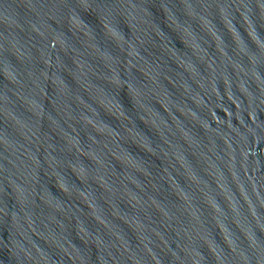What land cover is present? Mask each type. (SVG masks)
Returning a JSON list of instances; mask_svg holds the SVG:
<instances>
[{
	"label": "water",
	"instance_id": "95a60500",
	"mask_svg": "<svg viewBox=\"0 0 264 264\" xmlns=\"http://www.w3.org/2000/svg\"><path fill=\"white\" fill-rule=\"evenodd\" d=\"M0 264H264V0H0Z\"/></svg>",
	"mask_w": 264,
	"mask_h": 264
}]
</instances>
